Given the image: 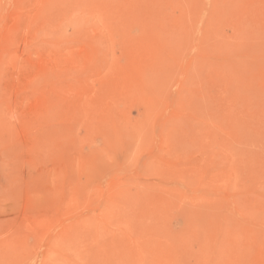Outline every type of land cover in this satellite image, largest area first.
<instances>
[{
  "label": "rangeland",
  "instance_id": "374dc122",
  "mask_svg": "<svg viewBox=\"0 0 264 264\" xmlns=\"http://www.w3.org/2000/svg\"><path fill=\"white\" fill-rule=\"evenodd\" d=\"M0 264H264V0H0Z\"/></svg>",
  "mask_w": 264,
  "mask_h": 264
}]
</instances>
